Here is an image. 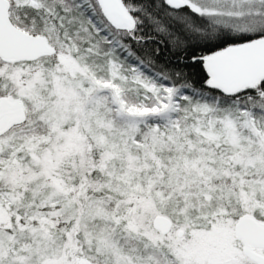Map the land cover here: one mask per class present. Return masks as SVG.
Returning <instances> with one entry per match:
<instances>
[{
	"label": "snow or ice",
	"instance_id": "6c2138e0",
	"mask_svg": "<svg viewBox=\"0 0 264 264\" xmlns=\"http://www.w3.org/2000/svg\"><path fill=\"white\" fill-rule=\"evenodd\" d=\"M0 264H264V0H0Z\"/></svg>",
	"mask_w": 264,
	"mask_h": 264
}]
</instances>
